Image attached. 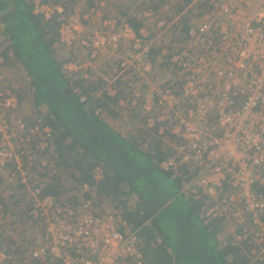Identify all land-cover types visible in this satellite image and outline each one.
Instances as JSON below:
<instances>
[{
    "label": "built area",
    "instance_id": "1",
    "mask_svg": "<svg viewBox=\"0 0 264 264\" xmlns=\"http://www.w3.org/2000/svg\"><path fill=\"white\" fill-rule=\"evenodd\" d=\"M195 1L202 10L187 33H175L182 26L163 11H144L156 33H174L165 41L160 35L142 38L127 22L104 18L96 5L83 19L61 18L60 42L80 44L91 58H108L128 90L129 104L147 117L146 127H158L159 135L177 144L160 168L177 172L193 166L194 182L208 195L204 216L238 226L240 242L264 252V0ZM64 7L39 1L35 13L50 19L62 15ZM84 21L92 26L88 34ZM162 65L176 71L179 80L149 83L151 72ZM4 67L0 57V140L11 143L0 149V163H11L17 183L31 194L32 206L24 212L28 225L40 232V243L19 240L27 236L15 216L11 223H19L21 231L10 232L14 238L0 244V264H151L139 230H128L109 209L99 212L96 186L85 183L66 198L46 191L59 176L58 156L46 141L52 129L10 118L17 106L14 94L1 86ZM4 191L0 188V196ZM3 218L0 202V231L6 232L10 217Z\"/></svg>",
    "mask_w": 264,
    "mask_h": 264
},
{
    "label": "trees",
    "instance_id": "2",
    "mask_svg": "<svg viewBox=\"0 0 264 264\" xmlns=\"http://www.w3.org/2000/svg\"><path fill=\"white\" fill-rule=\"evenodd\" d=\"M37 1L0 0V57L5 66L16 65L30 79L17 90L19 104L30 101L38 117L52 129L46 141L48 149L58 156L59 176L46 191L61 194L62 182L68 176L75 189L85 183L96 185L99 195L121 211L127 229L139 230L144 255L151 264H263L251 247L235 245L234 238L221 239L223 220L204 216L208 195L194 182L193 166H182L177 172L160 168V163L177 151L173 138L159 135L158 127L148 129L147 117L139 108L128 114V107L120 104L127 94L119 91L115 97L108 96L107 91H101V80H87L83 72L90 67L77 73L65 69L73 58L60 42L63 16L45 19L34 13ZM183 2L179 13L191 0ZM153 3L108 0L106 11L149 40L142 30L153 29L155 36V24L143 13L150 8L159 11V3ZM190 21L189 15L184 16L183 22L176 23L177 28L182 27L175 33L186 32ZM81 96L86 101L82 102ZM41 107L46 108L45 114ZM26 121L34 122L31 117ZM97 168L103 170L99 179L95 177ZM17 199L26 212L31 208L25 191ZM8 206L4 202L3 215L9 213Z\"/></svg>",
    "mask_w": 264,
    "mask_h": 264
},
{
    "label": "rangeland",
    "instance_id": "3",
    "mask_svg": "<svg viewBox=\"0 0 264 264\" xmlns=\"http://www.w3.org/2000/svg\"><path fill=\"white\" fill-rule=\"evenodd\" d=\"M39 1L40 0H38L37 2H39ZM107 1L108 0H101V3L103 2L104 5L100 4V0H92V1L91 0H52L49 4H52L53 7H58L61 4L65 6L64 7L65 8L64 13L62 14L63 19H75V18L83 19L84 18L83 16L89 11V9H91L92 7H94L96 5H97L96 7L100 10L99 12L101 14H102L101 11L103 10V12L107 15V11H106ZM137 1L140 2V0H137ZM89 2H92V4H93L91 7L88 6ZM153 2H154L153 5H155V2H156V4L159 3L158 7H160V10L163 11L165 15H167V20H169L170 22H175V25H176V23L183 22V17L186 15L190 16L191 21H194V22L198 21L199 17L196 16V14H197V12H200L202 10L201 7L199 6L200 1H195V3H193L194 0H191L190 5H186L184 7V11L182 13H179V8L181 6H183V3L185 2V1L183 2V0H159L158 2L156 0H153ZM187 6H188V8H187ZM107 16H103V17L104 18H110ZM178 18H181V20L177 21ZM83 25H84L83 26L84 27V30H83L84 33L88 32V30H91V27L89 26L90 25L89 22L84 21ZM143 30H144L143 35L148 37V39H153V38H155L156 35L157 36L160 35L158 37L159 40L160 39H162V40L163 39H170L173 37V34H174V33H169V32H167V33L164 32V34H161L158 31V33H156L155 36H152L153 29L152 30L151 29L146 30V28H145ZM80 32H82V31H80ZM66 48L68 51H71L70 54H68V55L71 56L73 59H72V61H69V63L65 64V69H67L69 72L77 73L80 71L81 68H89L90 67L88 69V72H83V76L87 80L91 79L94 82H98V80H101L100 83L103 86L101 91H107V90H111L114 88V91H111V92L107 91V95L111 96V97H115L119 91L124 92L125 95L127 94L128 90L126 89V87L124 86L122 81L117 79L116 73L113 71V69L111 67L108 66V58L107 57L91 58L90 51L83 48L78 43H75L72 46H66ZM1 72L3 75V82L1 84L2 88L11 91L15 95V96L14 95H12V96L16 99V106L17 107L15 110L10 112V114H9L10 118L21 117V118H24L26 120L28 117H31V120L34 122L33 123L30 122V124L28 125L30 128H33L34 126H42L44 124V122L41 120L40 117H38L37 110H35V108L32 107V104L30 101L25 100L19 104V99L17 97L18 96L17 90H18V88H20V85H22V84L25 85L26 83L28 84V82L30 81L29 78L27 79L28 76L26 75V73H24L23 71L21 72L20 69L17 68L16 65H13V66L7 65L3 68V70H1ZM90 72H94L92 74L95 77H93L90 74ZM179 76H180L179 74L176 75V71H174L172 73L170 70V67H168L167 65L157 66L156 68H154V70L151 72V74L149 76V80H150L149 83H152V85H157V84H161L165 81L172 82V81H175L176 79L179 80ZM98 85L95 84L94 87H98ZM115 86H117V89H115ZM146 88L147 87H142L141 90L144 92L146 90ZM115 90H116V92H115ZM79 92L81 93V91H79ZM128 100L129 99L127 96L126 99L120 100V104L128 107V111L127 110L126 111L129 114L130 111L134 110V107H132L129 104ZM137 108H139V107H135V109H137ZM40 110H41L42 114L46 113L45 107H41ZM142 113L144 114L143 111H142ZM36 119H37V121H35ZM115 128H117V127H115ZM131 128L134 129V126L132 124H131ZM7 141L8 140H5V141L0 140L1 151H3L2 148H9L11 143H8ZM0 162L4 163L2 157H0ZM1 163H0V188L1 189L5 188L7 191V192L6 191L2 192V195L0 196V201L3 202V206H4V202L9 200L8 197H11V199L8 201L10 203V206L7 205L8 209H9V211H7V212H9V213L5 214L6 216L4 215L3 220L6 219L7 217H10L9 218L10 222L8 221V223L10 224L11 220H14V217L18 216L15 220L19 221V223L22 224V227L25 229V233L27 236L26 240H25V238L21 239L18 237L19 240H21L22 242L24 241L25 244H27V245L30 243L32 245L39 244L40 243V232L37 230H34L33 228H31L28 225V221L26 218V212H24L26 209H25L24 205H22V203H21L22 201L20 199H16L17 202L13 201L15 197L9 196V194H15L16 196H19L20 194L24 193L26 188L21 186L19 183H17L16 178H14V175H13L14 168H13L12 164L6 163V164L2 165ZM97 169L95 170V177L97 179H99L103 176V170L101 168H99L101 170V173L97 174ZM68 177H66V179L62 182L63 191L61 190V194L64 196V198L73 197L74 193L77 192L75 189V183H73L72 180L69 179L71 177H69V178ZM94 186H96V185H94ZM26 193H27L28 198L30 199L27 201V203L29 204V201L32 203L31 194L29 192H26ZM28 194H30V196ZM15 202H16V204H15ZM20 206H22V207L20 208ZM111 206L112 205H110L108 203V201H106L104 198H102L99 195V208H100L99 212L103 213L105 209H109L115 213L117 220H119L120 222H125V221L121 220V214H120L121 211L119 209L113 208ZM19 223H16V224L11 223L10 226L8 224L5 227V228L9 227L8 231H6V232H5V230L0 231V244H2L1 247L3 246V244L10 242L11 239L14 238V236L8 235L10 232L19 233V231H21V228H19V229L16 228V227L20 226ZM224 228H225V230H224V232H222V235H221L222 240H226V239L228 240L229 238H234L235 239L234 240L235 245L241 243L240 239L238 238V235L240 233V228L238 226L231 224V223L224 222ZM243 244H245V243H243ZM246 246H248V245H246ZM253 254H254V257H256V259H258V261L262 262V260H260L259 257L263 256L264 252H253Z\"/></svg>",
    "mask_w": 264,
    "mask_h": 264
},
{
    "label": "clouds",
    "instance_id": "4",
    "mask_svg": "<svg viewBox=\"0 0 264 264\" xmlns=\"http://www.w3.org/2000/svg\"><path fill=\"white\" fill-rule=\"evenodd\" d=\"M190 3H191V2H190ZM190 3H189V4H187V5H190ZM187 7H188V6H187ZM34 13H35V9H34ZM82 98H84V97H83V96H81V101H82V102L86 101V99L83 101V100H82Z\"/></svg>",
    "mask_w": 264,
    "mask_h": 264
},
{
    "label": "crops",
    "instance_id": "5",
    "mask_svg": "<svg viewBox=\"0 0 264 264\" xmlns=\"http://www.w3.org/2000/svg\"><path fill=\"white\" fill-rule=\"evenodd\" d=\"M158 9H160V7L157 6ZM90 27H92L91 25H89ZM91 30H88V32H86V34H88ZM144 31V30H142Z\"/></svg>",
    "mask_w": 264,
    "mask_h": 264
}]
</instances>
